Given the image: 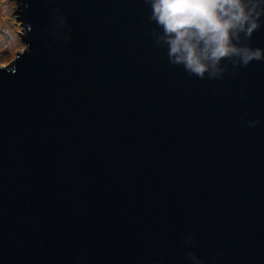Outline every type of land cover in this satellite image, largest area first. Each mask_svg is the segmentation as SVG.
I'll return each mask as SVG.
<instances>
[{
  "label": "water",
  "instance_id": "1",
  "mask_svg": "<svg viewBox=\"0 0 264 264\" xmlns=\"http://www.w3.org/2000/svg\"><path fill=\"white\" fill-rule=\"evenodd\" d=\"M17 3L0 264H264V60L190 74L151 0ZM241 43L264 49V16Z\"/></svg>",
  "mask_w": 264,
  "mask_h": 264
},
{
  "label": "clouds",
  "instance_id": "2",
  "mask_svg": "<svg viewBox=\"0 0 264 264\" xmlns=\"http://www.w3.org/2000/svg\"><path fill=\"white\" fill-rule=\"evenodd\" d=\"M262 16L264 0H151L150 20L160 29L152 32L156 43L167 47L170 63L201 79L219 77L225 60L243 66L264 60V49L241 43Z\"/></svg>",
  "mask_w": 264,
  "mask_h": 264
},
{
  "label": "rangeland",
  "instance_id": "3",
  "mask_svg": "<svg viewBox=\"0 0 264 264\" xmlns=\"http://www.w3.org/2000/svg\"><path fill=\"white\" fill-rule=\"evenodd\" d=\"M18 6L17 0H0V63L3 65L10 64L26 46L22 36L24 25L17 18Z\"/></svg>",
  "mask_w": 264,
  "mask_h": 264
},
{
  "label": "bare ground",
  "instance_id": "4",
  "mask_svg": "<svg viewBox=\"0 0 264 264\" xmlns=\"http://www.w3.org/2000/svg\"><path fill=\"white\" fill-rule=\"evenodd\" d=\"M3 21H7L6 19H4V18H1Z\"/></svg>",
  "mask_w": 264,
  "mask_h": 264
}]
</instances>
